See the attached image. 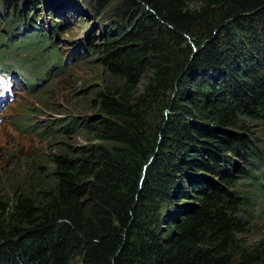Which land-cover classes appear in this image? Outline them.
Instances as JSON below:
<instances>
[{"label":"trees","instance_id":"obj_1","mask_svg":"<svg viewBox=\"0 0 264 264\" xmlns=\"http://www.w3.org/2000/svg\"><path fill=\"white\" fill-rule=\"evenodd\" d=\"M76 1L0 0V74L14 85L0 118L17 80L33 91L100 47L80 112L24 126L64 138L3 178L0 264L260 263L264 239L241 237L264 216V140L247 124L264 122V0H90L101 30L63 59ZM172 193L193 203L160 219Z\"/></svg>","mask_w":264,"mask_h":264},{"label":"rangeland","instance_id":"obj_2","mask_svg":"<svg viewBox=\"0 0 264 264\" xmlns=\"http://www.w3.org/2000/svg\"><path fill=\"white\" fill-rule=\"evenodd\" d=\"M77 4L72 6L74 9V18L78 23L76 26L68 27V33L61 32L59 36L66 39V42H62L59 46L63 49L64 58L71 50L78 54V50L75 49L76 45H71L72 41H79L83 39V35L91 29L96 31L98 34L101 30L100 18L94 16L92 7H90V0H77ZM21 2L20 4H24ZM89 4V5H88ZM88 5L89 7H84ZM111 14V12L109 13ZM108 14V16H109ZM107 16V17H108ZM110 19L112 15L109 16ZM64 18V17H63ZM109 19V18H108ZM109 19V23L113 20ZM4 20V19H3ZM64 21V19H62ZM115 21V19H114ZM116 22V21H115ZM120 24V22H116ZM122 24V23H121ZM46 26L44 22L43 27ZM94 38L91 42L101 44L103 39ZM79 45V43H78ZM194 47V45H193ZM195 49V47H194ZM92 53H87L82 58L80 57L77 61L68 63L66 72L62 75L53 77L49 80L44 77V80L33 89L28 90L21 81H18V88L21 89L18 93L17 99L9 105V107L3 112L0 118V190L4 188L3 178L7 176H13L20 173L22 169L21 160L24 156L35 158L41 156L44 152H49L55 148L64 137L56 134V137H45L44 135H35L34 132L26 133L24 129L25 125H34L33 130L40 131V127L50 122L51 125L57 126L54 119L65 117L67 115L75 114L80 112V105H85V97L87 96V88H90L94 84H99L100 71L99 66L96 63V57L99 55L98 51L100 47H96ZM6 85L0 83V98L5 94ZM175 93L172 94V99ZM88 104V103H87ZM26 116V119L21 120L22 117ZM24 124V125H21ZM248 131L253 134L250 139L264 140V122L263 121H247ZM41 127V128H42ZM47 129V128H46ZM238 132V131H235ZM240 133V132H239ZM82 137H76L75 142H82ZM30 154V156H29ZM241 166L242 161L239 160ZM188 166L186 173V180L191 171ZM204 177V176H201ZM212 177V176H211ZM218 181L216 176L212 177ZM204 183V178L200 179ZM245 183L247 181H240L237 185L238 189L246 190ZM174 193L171 194L172 200H166L160 203L159 209L156 211L159 218L169 219L170 212H179L182 207L189 203H193V199L189 198V202H177ZM258 208L264 211V198L260 199ZM171 212V213H172ZM169 215V217H168ZM250 224L248 232L243 234L241 241L247 243H253L260 239H264V216L255 220V217H250ZM258 264H264V259Z\"/></svg>","mask_w":264,"mask_h":264},{"label":"water","instance_id":"obj_3","mask_svg":"<svg viewBox=\"0 0 264 264\" xmlns=\"http://www.w3.org/2000/svg\"><path fill=\"white\" fill-rule=\"evenodd\" d=\"M148 164H149V162H148ZM144 168H146V165H145V167Z\"/></svg>","mask_w":264,"mask_h":264}]
</instances>
